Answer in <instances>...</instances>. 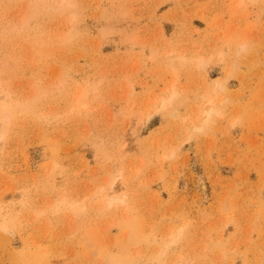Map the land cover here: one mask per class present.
Here are the masks:
<instances>
[{"label": "rangeland", "instance_id": "1", "mask_svg": "<svg viewBox=\"0 0 264 264\" xmlns=\"http://www.w3.org/2000/svg\"><path fill=\"white\" fill-rule=\"evenodd\" d=\"M0 264H264V0H0Z\"/></svg>", "mask_w": 264, "mask_h": 264}, {"label": "bare ground", "instance_id": "2", "mask_svg": "<svg viewBox=\"0 0 264 264\" xmlns=\"http://www.w3.org/2000/svg\"><path fill=\"white\" fill-rule=\"evenodd\" d=\"M71 21H72V19H71ZM223 85V81L221 82V81H216V87L218 88V87H220V86H222ZM207 113H208V111H207ZM115 192L116 191H114L113 192V194H115ZM117 193V192H116Z\"/></svg>", "mask_w": 264, "mask_h": 264}]
</instances>
